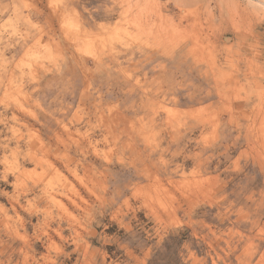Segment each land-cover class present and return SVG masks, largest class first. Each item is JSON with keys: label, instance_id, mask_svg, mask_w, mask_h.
Returning <instances> with one entry per match:
<instances>
[{"label": "rangeland", "instance_id": "rangeland-1", "mask_svg": "<svg viewBox=\"0 0 264 264\" xmlns=\"http://www.w3.org/2000/svg\"><path fill=\"white\" fill-rule=\"evenodd\" d=\"M0 264H264V0H0Z\"/></svg>", "mask_w": 264, "mask_h": 264}, {"label": "bare ground", "instance_id": "bare-ground-1", "mask_svg": "<svg viewBox=\"0 0 264 264\" xmlns=\"http://www.w3.org/2000/svg\"><path fill=\"white\" fill-rule=\"evenodd\" d=\"M55 165V164H54ZM68 171V170H67ZM72 173V172H71ZM69 174H70V172H69ZM71 175V174H70ZM76 175H74V177H75ZM72 177V176H71ZM66 179V178H65Z\"/></svg>", "mask_w": 264, "mask_h": 264}]
</instances>
